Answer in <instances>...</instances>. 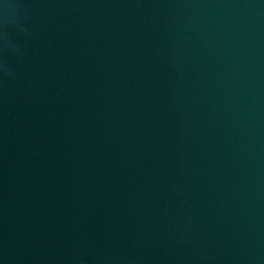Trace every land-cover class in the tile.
I'll use <instances>...</instances> for the list:
<instances>
[{"label": "water", "instance_id": "obj_1", "mask_svg": "<svg viewBox=\"0 0 264 264\" xmlns=\"http://www.w3.org/2000/svg\"><path fill=\"white\" fill-rule=\"evenodd\" d=\"M0 264H264V0H0Z\"/></svg>", "mask_w": 264, "mask_h": 264}]
</instances>
